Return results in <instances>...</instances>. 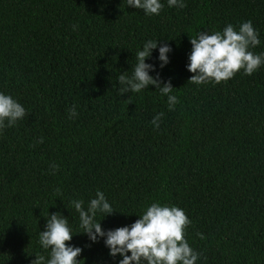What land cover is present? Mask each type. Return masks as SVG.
Segmentation results:
<instances>
[{"label": "trees", "instance_id": "1", "mask_svg": "<svg viewBox=\"0 0 264 264\" xmlns=\"http://www.w3.org/2000/svg\"><path fill=\"white\" fill-rule=\"evenodd\" d=\"M161 2L146 16L126 0H0V91L27 112L0 131V264L47 256L38 233L56 211L69 218L66 243L83 249L80 264H116L102 240L88 246L75 234L69 201L87 205L96 190L115 210L103 229L131 224L158 201L184 209L196 264H264V65L201 85L185 67L189 38L228 23L251 20L261 41L251 50L264 52V0ZM147 39L172 49L157 69L178 98L171 111L154 86L116 91Z\"/></svg>", "mask_w": 264, "mask_h": 264}, {"label": "clouds", "instance_id": "2", "mask_svg": "<svg viewBox=\"0 0 264 264\" xmlns=\"http://www.w3.org/2000/svg\"><path fill=\"white\" fill-rule=\"evenodd\" d=\"M169 8H184L185 0H166ZM127 7L140 9L146 16L159 15L164 4L161 0H126ZM76 25H73L75 30ZM191 45L187 54L186 70L191 73L190 82L201 85L220 83L231 79L238 71L252 75L264 65V52L255 53L251 49L260 45L259 31L251 20L241 22L237 27L226 24L220 31H200L195 38H189ZM156 50L155 58L152 56ZM172 51L168 43L157 39H147L136 52V63L131 74L123 72L118 76L119 95L138 93L154 86L161 96L166 97L168 110L178 103L172 94L169 80H162L157 69L169 63L168 54ZM155 63L148 62L146 60ZM152 73V74H150ZM25 107L12 95L0 91V131L13 127L26 116ZM77 115L76 107L69 109V118ZM164 113L158 112L150 123L154 129L160 127ZM38 143L43 138H38ZM54 174L58 166L50 165ZM59 191V189H57ZM78 213V227L90 242L88 246L102 240L108 256L119 259L116 264H196L200 253L195 251L185 238V230L191 224L183 208L154 201L137 215L131 224L103 229L100 221L115 210L104 193L96 190L94 198L85 205L82 199L69 201ZM100 219L97 220V215ZM74 235L69 218L56 211L48 213L43 230L38 233V243L47 256L35 255L31 264H80L77 259L83 249L70 242ZM199 235V234H198ZM202 238V237H201Z\"/></svg>", "mask_w": 264, "mask_h": 264}]
</instances>
